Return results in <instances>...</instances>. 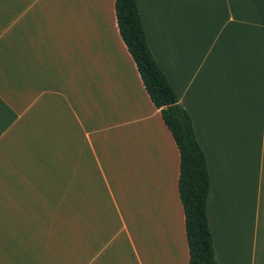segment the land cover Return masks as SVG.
<instances>
[{
    "label": "crops",
    "instance_id": "0c3cea01",
    "mask_svg": "<svg viewBox=\"0 0 264 264\" xmlns=\"http://www.w3.org/2000/svg\"><path fill=\"white\" fill-rule=\"evenodd\" d=\"M210 176L218 264H264V0H137ZM179 151L115 0H0V264H188Z\"/></svg>",
    "mask_w": 264,
    "mask_h": 264
},
{
    "label": "trees",
    "instance_id": "16d2710c",
    "mask_svg": "<svg viewBox=\"0 0 264 264\" xmlns=\"http://www.w3.org/2000/svg\"><path fill=\"white\" fill-rule=\"evenodd\" d=\"M115 13L122 40L179 151L178 192L184 210L188 264H218L207 215L210 176L191 116L153 57L137 0H115Z\"/></svg>",
    "mask_w": 264,
    "mask_h": 264
}]
</instances>
